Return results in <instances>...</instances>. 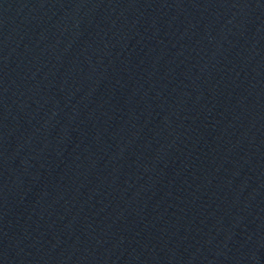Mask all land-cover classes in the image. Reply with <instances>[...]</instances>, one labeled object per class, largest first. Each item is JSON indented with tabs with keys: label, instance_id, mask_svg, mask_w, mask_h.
I'll return each mask as SVG.
<instances>
[{
	"label": "water",
	"instance_id": "obj_1",
	"mask_svg": "<svg viewBox=\"0 0 264 264\" xmlns=\"http://www.w3.org/2000/svg\"><path fill=\"white\" fill-rule=\"evenodd\" d=\"M0 264H264V0H0Z\"/></svg>",
	"mask_w": 264,
	"mask_h": 264
}]
</instances>
